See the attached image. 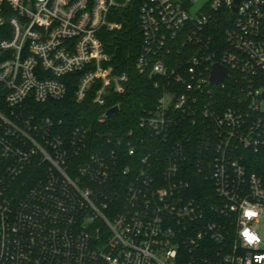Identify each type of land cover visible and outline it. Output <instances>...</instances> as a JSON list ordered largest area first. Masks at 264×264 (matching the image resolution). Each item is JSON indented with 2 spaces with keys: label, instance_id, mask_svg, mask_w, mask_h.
I'll return each instance as SVG.
<instances>
[{
  "label": "built area",
  "instance_id": "1",
  "mask_svg": "<svg viewBox=\"0 0 264 264\" xmlns=\"http://www.w3.org/2000/svg\"><path fill=\"white\" fill-rule=\"evenodd\" d=\"M130 1L0 0V264H264V0H211L218 41L206 6L145 0L135 68L161 95L123 136L29 113L73 83L112 117L129 76L101 35Z\"/></svg>",
  "mask_w": 264,
  "mask_h": 264
},
{
  "label": "trees",
  "instance_id": "2",
  "mask_svg": "<svg viewBox=\"0 0 264 264\" xmlns=\"http://www.w3.org/2000/svg\"><path fill=\"white\" fill-rule=\"evenodd\" d=\"M144 1L132 0L127 7L120 9V16L116 20L122 24V28L115 31L104 30L101 35L116 70L127 72L129 76L125 91L116 95L113 100L119 104L117 114L101 122L100 118L106 106H98L92 100L77 102L73 83H69L68 93L62 99H51L43 103L29 101V113L41 119L51 118L58 124L59 130L64 132H69L80 125L91 126L94 142L103 141L107 134L117 137L123 136L130 129H137L139 117L146 110L152 109L161 95L154 87L153 81L135 68V61L141 49L140 7ZM209 3L205 5L206 11L212 16L205 25L204 32L212 35L217 41L223 40L235 15L226 7L212 11L209 9ZM2 103L3 89L0 84V106Z\"/></svg>",
  "mask_w": 264,
  "mask_h": 264
},
{
  "label": "rangeland",
  "instance_id": "3",
  "mask_svg": "<svg viewBox=\"0 0 264 264\" xmlns=\"http://www.w3.org/2000/svg\"><path fill=\"white\" fill-rule=\"evenodd\" d=\"M132 2V0L127 4V5H124V6H121L120 8H118L116 10V14L112 17V21H115L119 24H121L119 21L116 20V18H118V16H120V9L124 8V7H127L130 3ZM208 2H210V0H190V5H189V9L191 11L192 14H197ZM122 28V26H121ZM120 28V29H121ZM115 30H118L117 29H113V30H107V31H115ZM261 225H262V228H261V236L262 238L264 239V220L261 221ZM262 248H264V243L262 244Z\"/></svg>",
  "mask_w": 264,
  "mask_h": 264
},
{
  "label": "water",
  "instance_id": "4",
  "mask_svg": "<svg viewBox=\"0 0 264 264\" xmlns=\"http://www.w3.org/2000/svg\"><path fill=\"white\" fill-rule=\"evenodd\" d=\"M240 1L241 0H234V6L232 9L234 13L237 11ZM225 73H226V70L220 64H215L211 82L214 84H219L222 78L224 77ZM153 78H156V75H154ZM118 112H119V108L115 106L107 111V115L113 116L117 114Z\"/></svg>",
  "mask_w": 264,
  "mask_h": 264
},
{
  "label": "clouds",
  "instance_id": "5",
  "mask_svg": "<svg viewBox=\"0 0 264 264\" xmlns=\"http://www.w3.org/2000/svg\"><path fill=\"white\" fill-rule=\"evenodd\" d=\"M249 239H250V240H254V239H255V237H254V236H251V235H249ZM256 259H257V260H260V259H261V257L257 256V257H256Z\"/></svg>",
  "mask_w": 264,
  "mask_h": 264
}]
</instances>
